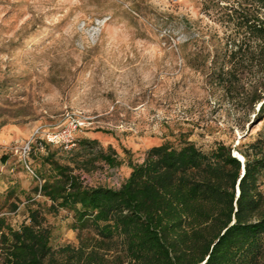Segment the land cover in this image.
I'll return each instance as SVG.
<instances>
[{
    "label": "rangeland",
    "instance_id": "obj_1",
    "mask_svg": "<svg viewBox=\"0 0 264 264\" xmlns=\"http://www.w3.org/2000/svg\"><path fill=\"white\" fill-rule=\"evenodd\" d=\"M215 1L0 0V155H8L0 216L10 226L28 222V206L41 207L51 245L77 243L72 213L47 212L26 167H39L34 157L46 149L71 166L75 158L86 184L118 187L128 160L142 161L152 146L224 143L234 154L254 140L261 103L246 105L216 80L230 65L232 30ZM241 73L247 84L258 77L249 66ZM63 129L72 142L44 145ZM31 142L38 148L28 154Z\"/></svg>",
    "mask_w": 264,
    "mask_h": 264
},
{
    "label": "trees",
    "instance_id": "obj_2",
    "mask_svg": "<svg viewBox=\"0 0 264 264\" xmlns=\"http://www.w3.org/2000/svg\"><path fill=\"white\" fill-rule=\"evenodd\" d=\"M220 1L214 4L232 34L230 65L216 80L246 105L260 102L264 119V0ZM245 66L255 69L254 82H242ZM36 148L31 142L28 154ZM236 150L243 164L224 143L205 151L188 140L164 142L140 162L129 159L118 187L88 185L74 172L75 158L71 166L54 151L39 152V167L27 164L38 181L34 191L50 202L47 212L72 213L77 243L54 248L42 208L28 206V222L18 228L0 216V264H264V128ZM7 159L0 155V166Z\"/></svg>",
    "mask_w": 264,
    "mask_h": 264
},
{
    "label": "built area",
    "instance_id": "obj_3",
    "mask_svg": "<svg viewBox=\"0 0 264 264\" xmlns=\"http://www.w3.org/2000/svg\"><path fill=\"white\" fill-rule=\"evenodd\" d=\"M47 139L51 144H59V145H62L65 142H72L74 140L73 136L71 135V131L66 129H63L58 133H52L48 135ZM27 149L29 150V146L27 147ZM30 171L33 172L32 170Z\"/></svg>",
    "mask_w": 264,
    "mask_h": 264
},
{
    "label": "water",
    "instance_id": "obj_4",
    "mask_svg": "<svg viewBox=\"0 0 264 264\" xmlns=\"http://www.w3.org/2000/svg\"><path fill=\"white\" fill-rule=\"evenodd\" d=\"M233 156H236L241 162H242V164L244 163V158H243V156H239L238 154H233ZM242 172H243V169H242ZM237 191H238V189H237Z\"/></svg>",
    "mask_w": 264,
    "mask_h": 264
}]
</instances>
